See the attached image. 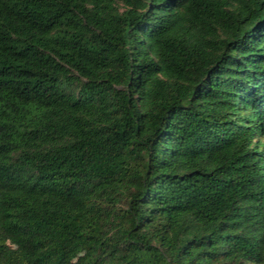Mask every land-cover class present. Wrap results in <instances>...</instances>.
I'll list each match as a JSON object with an SVG mask.
<instances>
[{"label": "trees", "instance_id": "1", "mask_svg": "<svg viewBox=\"0 0 264 264\" xmlns=\"http://www.w3.org/2000/svg\"><path fill=\"white\" fill-rule=\"evenodd\" d=\"M0 264H264V0H0Z\"/></svg>", "mask_w": 264, "mask_h": 264}, {"label": "rangeland", "instance_id": "2", "mask_svg": "<svg viewBox=\"0 0 264 264\" xmlns=\"http://www.w3.org/2000/svg\"><path fill=\"white\" fill-rule=\"evenodd\" d=\"M9 244L12 246H16V243L13 240H9ZM77 254H78V252L73 253L72 257L75 258Z\"/></svg>", "mask_w": 264, "mask_h": 264}]
</instances>
